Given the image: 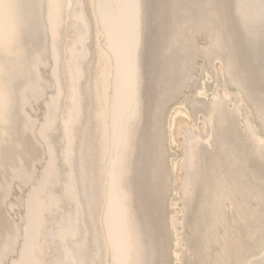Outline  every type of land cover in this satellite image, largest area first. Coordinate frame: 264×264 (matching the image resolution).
<instances>
[{
    "label": "bare ground",
    "instance_id": "obj_1",
    "mask_svg": "<svg viewBox=\"0 0 264 264\" xmlns=\"http://www.w3.org/2000/svg\"><path fill=\"white\" fill-rule=\"evenodd\" d=\"M0 264H264V0H0Z\"/></svg>",
    "mask_w": 264,
    "mask_h": 264
}]
</instances>
